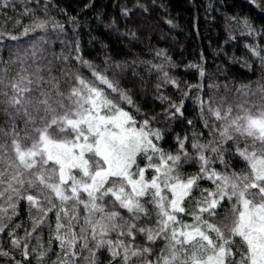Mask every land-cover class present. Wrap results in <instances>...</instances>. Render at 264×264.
Masks as SVG:
<instances>
[{"label": "snow or ice", "instance_id": "snow-or-ice-1", "mask_svg": "<svg viewBox=\"0 0 264 264\" xmlns=\"http://www.w3.org/2000/svg\"><path fill=\"white\" fill-rule=\"evenodd\" d=\"M7 3L5 0V6ZM243 23L248 35L259 34L247 19ZM46 24L43 20L33 21V27H25L21 35L43 29ZM56 27L62 29L61 25ZM245 47L264 68V49L259 45ZM37 51L33 44L30 52L24 50L17 56L14 62L20 68L14 77L9 78L6 72L0 75V112L13 119L19 117L24 124L23 129L15 123L11 131L0 129V197L6 196L9 207L15 208L14 197L26 199L33 206H40L42 197L49 207L45 211L41 206L39 210L47 216L56 204L43 190L54 193L61 204L56 211V239L61 248L71 250L78 241L87 248L90 230L95 248L107 246L112 260L120 257L122 264H132L133 258L142 260V264H264V84L255 91L241 85L236 89L241 102L234 105L225 107L223 100L218 106L201 101L202 112L207 104L209 114L220 122L218 139L192 144L200 170L195 176L182 178L181 154L165 153L153 143L163 137L159 130H151L148 120L136 127L127 111L80 76L74 77L76 86L65 95L57 77L49 75L45 80L40 75ZM81 63L92 68L87 61ZM93 76L119 93L122 100L133 103L106 76L94 69ZM182 107V101L180 105L170 104L171 115H182ZM177 139L187 159L184 140ZM229 142L235 145L234 153L229 154L246 162L247 173L227 171L224 146ZM138 155L148 161L144 168L137 164ZM154 158L158 163L153 162ZM216 161L225 166L224 172L211 167ZM149 169L155 174L146 180ZM202 179L211 180L215 189H200V198H193L192 192L199 189ZM36 188L41 189L39 196H21L22 189ZM225 200L232 202L230 223L223 227L209 223L205 214L215 217ZM186 201L192 207L186 209ZM68 203L72 204L71 215L63 207ZM81 206L86 214L83 225ZM110 208L126 210L129 218ZM61 213L68 218L66 224L61 223ZM181 214L190 216L191 222L183 220ZM153 215L154 226H138ZM78 225L79 234L73 230ZM62 229L64 236L60 234ZM110 233H116L115 241L105 238ZM137 235L145 238L146 245L165 242L156 260L147 259L153 254L151 246L134 243ZM235 238H239L243 249L238 260L233 251ZM13 244L19 247L20 241L14 239ZM89 251L92 264H96L95 252Z\"/></svg>", "mask_w": 264, "mask_h": 264}, {"label": "trees", "instance_id": "trees-1", "mask_svg": "<svg viewBox=\"0 0 264 264\" xmlns=\"http://www.w3.org/2000/svg\"><path fill=\"white\" fill-rule=\"evenodd\" d=\"M245 19L258 35H248ZM38 20L46 21V27L21 35L25 27L31 29L33 21ZM56 25H61L62 29ZM11 36L19 39L12 40ZM33 44L38 50L40 75L45 80L49 75L57 77L60 91L67 95L70 88L76 86L74 77L80 76L102 89L109 99L133 117L136 125L148 120L151 130H159L163 137L153 143L165 153L181 154L179 170L182 178H187L200 170L198 154L192 144L218 139L220 122L209 114L207 104L202 112L201 101L218 106L223 100L225 107L234 105L241 102L236 91L241 85H249L255 91L258 85L264 84L260 60L245 47L259 45L264 49V0H8L7 6L5 0H0V75L6 72L9 78L14 77L20 68L14 61L24 50L30 52ZM81 60L87 61L92 68ZM93 69L127 93L133 103L128 104L119 93L96 80ZM181 101L182 115L173 117L170 104L180 105ZM13 123L19 129L24 128L19 117L13 119L0 112V129L11 131ZM177 138L184 140L187 159ZM240 146L243 147V143ZM224 147L227 171L247 173L246 162L238 155L229 154L234 153L235 145L229 142ZM205 155L211 154L206 152ZM153 162L158 163V160L154 158ZM147 163L145 157L138 155L137 164L141 168ZM211 167L218 172L226 170L219 161ZM154 174L147 170L145 179L151 180ZM198 183L199 189L193 190V198H200V189H215L211 180L202 179ZM40 191L39 188L22 189L21 196H39ZM43 191L56 204V209L47 216L39 210L41 206L45 211L49 207L42 197L40 206L14 197V209L8 206L6 196L0 197V227L4 228L0 232V264H92L89 249L95 252L96 264H122L120 257L112 260L107 246L97 250L91 238L87 248L81 247L83 241H78L71 250L61 248L56 239V211L61 204L54 193ZM184 206L187 209L192 204L186 201ZM63 207L72 214L71 203ZM231 208L232 202L225 200L215 217L205 214V219L223 227L230 223ZM109 210L120 211L125 219L129 218L126 210ZM85 215L81 206L80 225ZM181 218L191 222L188 215L181 214ZM67 219L61 213V223L66 224ZM37 221L41 222L37 225ZM154 224L153 215L150 221L144 220L138 226ZM73 230L79 234L80 226ZM60 234L65 235L63 229ZM211 235L215 237L214 233ZM105 238L115 241L117 235L110 233ZM14 239L20 241L19 247L13 244ZM134 243L151 246L153 254L147 259L154 261L165 242L158 240L154 245H146L145 238L137 235ZM233 251L238 260L239 252L243 251L239 238H235ZM132 264H142V260L133 258Z\"/></svg>", "mask_w": 264, "mask_h": 264}, {"label": "rangeland", "instance_id": "rangeland-1", "mask_svg": "<svg viewBox=\"0 0 264 264\" xmlns=\"http://www.w3.org/2000/svg\"><path fill=\"white\" fill-rule=\"evenodd\" d=\"M140 125H136V127H139ZM89 238H91V235H89Z\"/></svg>", "mask_w": 264, "mask_h": 264}]
</instances>
